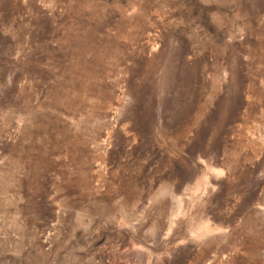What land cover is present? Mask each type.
<instances>
[{
	"label": "rangeland",
	"instance_id": "374dc122",
	"mask_svg": "<svg viewBox=\"0 0 264 264\" xmlns=\"http://www.w3.org/2000/svg\"><path fill=\"white\" fill-rule=\"evenodd\" d=\"M0 264H264V0H0Z\"/></svg>",
	"mask_w": 264,
	"mask_h": 264
}]
</instances>
